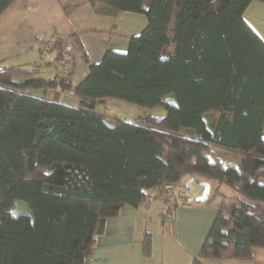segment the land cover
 I'll list each match as a JSON object with an SVG mask.
<instances>
[{
    "label": "trees",
    "instance_id": "trees-1",
    "mask_svg": "<svg viewBox=\"0 0 264 264\" xmlns=\"http://www.w3.org/2000/svg\"><path fill=\"white\" fill-rule=\"evenodd\" d=\"M13 1L0 0V15ZM252 1L264 3L151 0L143 9V0H89L145 14L126 52L107 50L76 85L57 72L71 61L65 38L35 69L0 66V264H85L107 218L158 202L166 220L177 207L173 185L187 176L215 182L205 206L222 196L189 264L264 248V41L243 18ZM50 65L51 77H37ZM55 88L75 104L45 96ZM106 98L166 112L109 121L96 110ZM212 147L242 156L240 166L212 158ZM17 202L26 208L15 212ZM140 242L148 256L150 231Z\"/></svg>",
    "mask_w": 264,
    "mask_h": 264
},
{
    "label": "crops",
    "instance_id": "crops-1",
    "mask_svg": "<svg viewBox=\"0 0 264 264\" xmlns=\"http://www.w3.org/2000/svg\"><path fill=\"white\" fill-rule=\"evenodd\" d=\"M150 1L143 0L142 8L146 9ZM64 7L72 10L66 13ZM243 18L264 41V3L252 1L243 12ZM146 22L143 13L115 10L103 3L92 5L89 0H14L0 15V66L22 65L35 69V65L45 64L42 62L46 56L53 59L45 44L57 37L65 38L72 42L71 61L67 66L70 68V80L76 85L87 75L89 65L98 63L107 50L126 52L129 38L139 34ZM50 90H54L56 96L48 97L46 91L48 98L75 104L70 91ZM30 92L43 95L41 89ZM222 151L234 155L229 150ZM239 157L240 162L234 163L237 167L242 160V156ZM227 159L221 161H229ZM202 182L209 184L207 199H210L216 187L213 181L187 176L173 185L178 193L177 207L164 221L159 215L158 202L147 208L127 205L117 216L107 218L85 258V264H189L190 258L199 252L217 212L213 202L205 206L204 201L193 203L189 200L202 194ZM144 230L151 233L148 256L143 255L140 242ZM203 262L264 264V248H253L251 258L246 260L209 257Z\"/></svg>",
    "mask_w": 264,
    "mask_h": 264
},
{
    "label": "rangeland",
    "instance_id": "rangeland-1",
    "mask_svg": "<svg viewBox=\"0 0 264 264\" xmlns=\"http://www.w3.org/2000/svg\"><path fill=\"white\" fill-rule=\"evenodd\" d=\"M48 60H50L49 56H46L42 63H47ZM53 72H54L53 67L47 66L41 72L40 75H41V77H49V75H52ZM47 96L53 98L56 96V92L54 90H48ZM62 96H64V95H62ZM70 96H71V98L75 99V101L77 100L75 97L72 96L71 92H70ZM105 100H107L106 101L107 102L106 108L104 109L101 106H97L96 110L98 112L104 114L106 119H108L109 121H114L117 118H124L126 120H134V119L143 117L147 114H154V115H158V116H163L166 112L164 107L160 106V105L153 106V107H146V106H140V105L128 102V101H124L121 99H116V98H106ZM197 112L205 114L207 117L208 123L213 124V120H215L216 114L214 112L208 113L201 101H199V103L197 104ZM234 155L232 153L222 151V149L216 148V147L211 150V157H213V158L218 157L222 161L226 160V158H229L227 160H229L235 164H238L240 162V157H239L240 155H237V154H234ZM219 190H220V192H222L223 194H225L227 196H231L233 193L232 190L225 184H220ZM192 191H193V189L189 192L191 193ZM183 194L185 195L186 192H184ZM177 195H178V193H177ZM221 200H222V196L218 195L217 197L214 198L213 205H217ZM228 201L229 200L227 199L226 203H228ZM25 208H26V206L23 203L17 202V203H15L13 210L16 212V211L24 210ZM15 212H13V213H15Z\"/></svg>",
    "mask_w": 264,
    "mask_h": 264
},
{
    "label": "built area",
    "instance_id": "built-area-1",
    "mask_svg": "<svg viewBox=\"0 0 264 264\" xmlns=\"http://www.w3.org/2000/svg\"><path fill=\"white\" fill-rule=\"evenodd\" d=\"M63 39H61L60 37H57L55 40L53 41H48L45 44V47L48 48L50 46H52L55 41L61 42ZM62 51L64 52L65 58H70L71 57V51H72V42L65 40L62 44ZM58 74L60 77H62L63 79H70V68L69 66H58V70H57Z\"/></svg>",
    "mask_w": 264,
    "mask_h": 264
},
{
    "label": "water",
    "instance_id": "water-1",
    "mask_svg": "<svg viewBox=\"0 0 264 264\" xmlns=\"http://www.w3.org/2000/svg\"><path fill=\"white\" fill-rule=\"evenodd\" d=\"M203 185V191L202 194L197 196V197H193V198H189V200L192 201H197V202H203L207 199L208 193H209V184L207 182H202Z\"/></svg>",
    "mask_w": 264,
    "mask_h": 264
}]
</instances>
